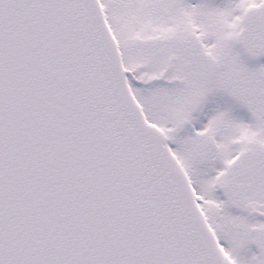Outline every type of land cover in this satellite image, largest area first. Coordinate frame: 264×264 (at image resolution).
<instances>
[{"label": "snow or ice", "instance_id": "obj_1", "mask_svg": "<svg viewBox=\"0 0 264 264\" xmlns=\"http://www.w3.org/2000/svg\"><path fill=\"white\" fill-rule=\"evenodd\" d=\"M0 264H264V0H0Z\"/></svg>", "mask_w": 264, "mask_h": 264}]
</instances>
